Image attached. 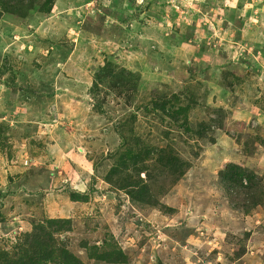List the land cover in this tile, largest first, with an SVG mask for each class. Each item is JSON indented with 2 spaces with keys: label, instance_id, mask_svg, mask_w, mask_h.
<instances>
[{
  "label": "rangeland",
  "instance_id": "rangeland-1",
  "mask_svg": "<svg viewBox=\"0 0 264 264\" xmlns=\"http://www.w3.org/2000/svg\"><path fill=\"white\" fill-rule=\"evenodd\" d=\"M0 264H264V0H0Z\"/></svg>",
  "mask_w": 264,
  "mask_h": 264
},
{
  "label": "trees",
  "instance_id": "trees-1",
  "mask_svg": "<svg viewBox=\"0 0 264 264\" xmlns=\"http://www.w3.org/2000/svg\"><path fill=\"white\" fill-rule=\"evenodd\" d=\"M239 178H245L247 180V182H250V178L248 177V175L244 174L243 172H239L238 173Z\"/></svg>",
  "mask_w": 264,
  "mask_h": 264
}]
</instances>
